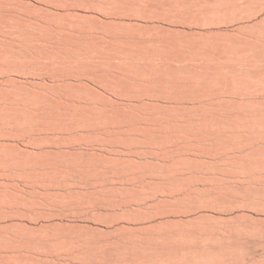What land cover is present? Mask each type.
Listing matches in <instances>:
<instances>
[{"label": "rangeland", "instance_id": "rangeland-1", "mask_svg": "<svg viewBox=\"0 0 264 264\" xmlns=\"http://www.w3.org/2000/svg\"><path fill=\"white\" fill-rule=\"evenodd\" d=\"M0 264H264V0H0Z\"/></svg>", "mask_w": 264, "mask_h": 264}, {"label": "bare ground", "instance_id": "bare-ground-1", "mask_svg": "<svg viewBox=\"0 0 264 264\" xmlns=\"http://www.w3.org/2000/svg\"><path fill=\"white\" fill-rule=\"evenodd\" d=\"M73 96V95H72Z\"/></svg>", "mask_w": 264, "mask_h": 264}]
</instances>
